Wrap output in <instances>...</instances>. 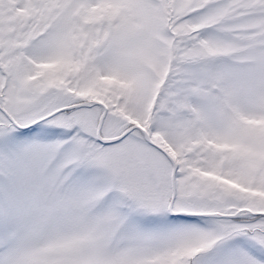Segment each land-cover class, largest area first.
<instances>
[{
    "label": "snow or ice",
    "instance_id": "obj_1",
    "mask_svg": "<svg viewBox=\"0 0 264 264\" xmlns=\"http://www.w3.org/2000/svg\"><path fill=\"white\" fill-rule=\"evenodd\" d=\"M0 264H264V0H0Z\"/></svg>",
    "mask_w": 264,
    "mask_h": 264
}]
</instances>
